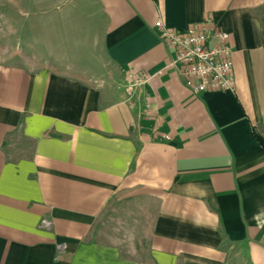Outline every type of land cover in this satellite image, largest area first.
I'll return each instance as SVG.
<instances>
[{
	"label": "crops",
	"instance_id": "crops-1",
	"mask_svg": "<svg viewBox=\"0 0 264 264\" xmlns=\"http://www.w3.org/2000/svg\"><path fill=\"white\" fill-rule=\"evenodd\" d=\"M88 1L119 80L0 62V264H264V0ZM208 18L236 88L193 95L156 23Z\"/></svg>",
	"mask_w": 264,
	"mask_h": 264
},
{
	"label": "rangeland",
	"instance_id": "rangeland-1",
	"mask_svg": "<svg viewBox=\"0 0 264 264\" xmlns=\"http://www.w3.org/2000/svg\"><path fill=\"white\" fill-rule=\"evenodd\" d=\"M105 26L100 6L88 0H0V62L47 64L88 82L114 83L120 73L106 59Z\"/></svg>",
	"mask_w": 264,
	"mask_h": 264
},
{
	"label": "built area",
	"instance_id": "built-area-1",
	"mask_svg": "<svg viewBox=\"0 0 264 264\" xmlns=\"http://www.w3.org/2000/svg\"><path fill=\"white\" fill-rule=\"evenodd\" d=\"M161 39L175 51L170 66L176 68L186 88L193 94L208 91H235L236 78L230 34L216 26L212 19L184 32L168 28L162 21L156 23ZM134 79L133 75H130ZM135 80V79H134ZM147 79L140 77L128 88L138 87ZM50 227L49 220L43 221Z\"/></svg>",
	"mask_w": 264,
	"mask_h": 264
}]
</instances>
